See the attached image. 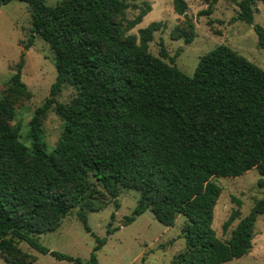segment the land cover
Instances as JSON below:
<instances>
[{"label": "trees", "instance_id": "16d2710c", "mask_svg": "<svg viewBox=\"0 0 264 264\" xmlns=\"http://www.w3.org/2000/svg\"><path fill=\"white\" fill-rule=\"evenodd\" d=\"M11 0H0L6 4ZM29 12L30 35L38 36L53 54L55 76L45 100L36 107L22 135L14 121L12 101L27 94L19 79L21 63L0 96V253L5 264H30L40 254L72 264H97L94 252L104 243L95 237L89 259L82 262L38 242L72 209L85 232L86 214L98 211L93 185L99 183L117 209L118 192H138L122 224L149 210L166 226L184 217V247L173 264H222L247 253L257 215L264 212V192L239 218L225 240L211 228L220 187L216 177H236L257 168L264 183V70L234 50L218 44L201 55L191 76L166 57L148 51L160 21L127 33L149 11L135 0H18ZM214 0H209V4ZM234 1V20L251 25L264 50V28L253 22L257 1ZM182 14L183 0H172ZM136 10L126 18V10ZM193 26L174 28L171 35L192 39ZM73 88L66 102L56 98L64 86ZM52 109L60 131L51 148L43 139L42 118ZM236 205L239 202L235 200ZM233 209L222 231L237 218ZM114 213L109 214L113 220ZM110 234L118 227H109Z\"/></svg>", "mask_w": 264, "mask_h": 264}, {"label": "rangeland", "instance_id": "374dc122", "mask_svg": "<svg viewBox=\"0 0 264 264\" xmlns=\"http://www.w3.org/2000/svg\"><path fill=\"white\" fill-rule=\"evenodd\" d=\"M58 1L60 0H44V3L52 6ZM183 1L186 4L184 12L177 14L173 10L172 0H135L137 4L148 3L149 11L127 33L137 36V29L151 21H160V28L153 32L148 42V51L159 56L161 42L166 54L163 60L169 62L168 58L171 57L172 63L188 76L192 75L199 57L218 44L228 46L264 70V50L257 46L251 25L233 19L237 12L234 1L214 0L210 4L209 0ZM135 13L136 10L127 9L125 16L130 19ZM186 20L193 26L189 43L171 35L174 28L184 29ZM29 21V12L24 2L11 0L0 4V96L6 93L9 77L16 71V63L20 61L19 79L27 94L12 101L15 116L10 124H19L22 135L34 109L47 97L55 76L53 54L47 43L38 36H33L31 44L26 49L23 48L30 35ZM253 22L264 28V4L259 1L254 6ZM72 92L71 86H64L56 99L66 102ZM41 122L44 142L47 148H51L60 131V119L49 108ZM212 180L220 187V193L213 206L211 228L218 239L225 240L237 220L247 214L261 197L264 183L258 182L260 175L257 168L240 176L216 177ZM91 181L98 191L103 192L95 199L100 209L86 214V224L92 234L84 231L75 216L74 208L63 217L58 228L39 234L38 242L49 250L78 257L85 262L95 244L94 238H104V243L94 252L97 264H173V256L184 247L180 235L184 217L177 215L173 224L166 226L158 222L149 210H145L130 223L123 225L124 216L129 215L135 206L138 192L132 189L120 190L117 196L119 205L115 209L111 198L100 184L93 179ZM235 200L239 205H236ZM235 208L239 215L226 231H222L223 221ZM111 212L114 217L110 221ZM109 222L110 228H118L106 234ZM19 246L22 251L35 256L30 264H72L66 260H56L49 254H40L24 242L19 243ZM0 264H5L1 253ZM222 264H264V212L255 219L249 251Z\"/></svg>", "mask_w": 264, "mask_h": 264}]
</instances>
